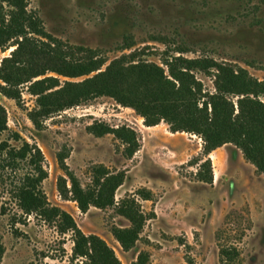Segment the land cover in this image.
Here are the masks:
<instances>
[{"label": "rangeland", "instance_id": "rangeland-1", "mask_svg": "<svg viewBox=\"0 0 264 264\" xmlns=\"http://www.w3.org/2000/svg\"><path fill=\"white\" fill-rule=\"evenodd\" d=\"M29 10L36 12L45 30L64 45L96 50L106 60L96 72L68 78L49 70L57 61L39 55L32 68L45 70V75L34 80L53 76L61 84L80 83L121 61L119 65L124 68L153 64L178 85L166 65L178 57L226 64L264 80V0H29ZM15 49L0 51V66ZM63 52L67 57L81 56L72 50ZM216 73L212 69L188 74L200 84L204 96L217 93ZM125 75L111 84L127 102L157 100L169 104L173 99L165 80L163 94L155 95L161 86L153 85L151 95L138 76ZM28 86H20L21 105L0 92V106L7 120V130L0 132V238L4 246L0 264H81L72 261L74 243L70 235L59 234L53 225L35 215H25L18 207L16 191L31 169L26 162L10 159L5 146L19 149L25 142L37 145L44 154L48 177L43 189L49 203L71 214L86 235L105 240L122 264H133L141 252L150 254L151 264H187L185 258L189 255L198 264H222L220 251L228 247L238 251L230 264H264V175L254 166L234 180L231 192L224 173V179L216 184L201 183L196 174L202 162L189 164L203 154L200 136L172 133L164 121L147 127L134 109L112 96L67 108L47 119L44 129L38 132L29 119L37 97ZM239 99L230 97L235 114L239 112ZM260 100L264 102V97ZM192 103L185 99L172 110L190 112ZM95 122L134 129L141 150L126 159L121 143L113 135L98 138L88 132ZM63 146L70 149L67 164L83 186L91 182V167L104 164L113 171L127 172L125 183L116 193L117 201L140 188L154 193L152 202H141L148 220L130 252L123 251L111 233L114 226H129L114 208L91 207L83 213L75 201L62 197L58 181L64 174L57 153ZM212 162L215 175H219L220 167Z\"/></svg>", "mask_w": 264, "mask_h": 264}, {"label": "trees", "instance_id": "trees-1", "mask_svg": "<svg viewBox=\"0 0 264 264\" xmlns=\"http://www.w3.org/2000/svg\"><path fill=\"white\" fill-rule=\"evenodd\" d=\"M16 47L10 57L4 58L0 66V92L21 105V85L29 83L28 91L37 97L35 108L29 112V119L38 132L44 129L45 121L67 108L79 106L101 96H112L123 106L131 107L144 118L147 127L159 125L162 121L169 124L172 133L187 132L200 136L203 141V154L197 160L189 162L191 166L200 162L196 178L201 183L213 185L214 167L210 154L228 144L237 147L244 159L252 164L258 173L264 175V80L252 78L247 71L234 70L226 64L209 60H189L183 57L167 62L171 77L178 82H170L164 71L153 64H137L130 68L120 67L121 61H115L104 72L84 82H64L56 77H44V71H34L32 62L42 55L57 61L54 68H49L58 76L77 78L96 72L105 65L106 60L98 51L66 46L49 34L36 12L29 10V0H0V51L6 52ZM63 49L78 52L79 58L67 57ZM216 69V94L202 95V88L189 72L199 70L209 72ZM125 74L138 76L147 85L152 95L153 85L161 86L155 95H162L163 80L168 85V93L173 96L169 104L157 100L127 102L118 96V91L111 84ZM191 78V80H190ZM60 88L59 90H54ZM240 97L238 114L230 97ZM185 99L192 101L190 112L177 113L172 108L181 106ZM202 100V101H201ZM201 101V102H200ZM88 132L98 138L113 135L122 147L126 159H132L141 150L139 134L128 126L112 127L103 122H95ZM7 130L5 110L0 106V132ZM19 138V136H16ZM10 159L26 162L31 171L24 177L16 191L18 207L27 215H35L44 222L53 225L59 234L70 235L74 243L72 261L81 264H122L115 251L105 240L96 235H86L75 219L60 207L52 206L43 189V182L48 173L45 169V157L42 150L25 142L19 149H8ZM70 149L63 146L57 153V161L63 176L59 178L58 188L65 200H73L83 213L91 207L101 210L114 208L117 215L129 222L127 227L111 228V233L125 252L134 249L140 240L147 215L142 210V201H153L154 193L140 188L117 201L116 193L127 178L125 170H111L104 164L91 167V182L83 186L81 180L70 169L67 159ZM4 246L0 238V262ZM238 257L234 247L221 249L222 264H230ZM187 264H198L193 256L185 258ZM133 264H151L148 252L139 253Z\"/></svg>", "mask_w": 264, "mask_h": 264}, {"label": "crops", "instance_id": "crops-1", "mask_svg": "<svg viewBox=\"0 0 264 264\" xmlns=\"http://www.w3.org/2000/svg\"><path fill=\"white\" fill-rule=\"evenodd\" d=\"M210 158L220 167L219 175H215L216 172L214 171V184L224 179L223 173L227 174V178L224 180L230 181L229 192L235 187L234 180L239 179L244 172H248L252 165L244 159L242 152L232 144L216 149L210 154Z\"/></svg>", "mask_w": 264, "mask_h": 264}]
</instances>
